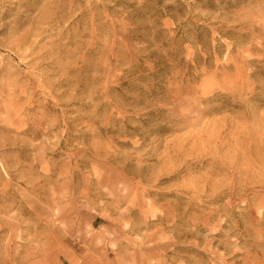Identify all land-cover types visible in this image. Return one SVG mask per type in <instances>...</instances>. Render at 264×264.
Segmentation results:
<instances>
[{
	"label": "rangeland",
	"instance_id": "rangeland-1",
	"mask_svg": "<svg viewBox=\"0 0 264 264\" xmlns=\"http://www.w3.org/2000/svg\"><path fill=\"white\" fill-rule=\"evenodd\" d=\"M0 264H264V0H0Z\"/></svg>",
	"mask_w": 264,
	"mask_h": 264
}]
</instances>
